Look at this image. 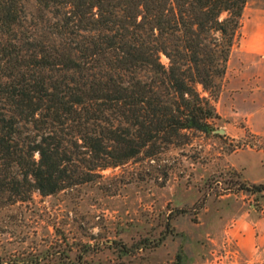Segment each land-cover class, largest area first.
<instances>
[{"label":"trees","instance_id":"1","mask_svg":"<svg viewBox=\"0 0 264 264\" xmlns=\"http://www.w3.org/2000/svg\"><path fill=\"white\" fill-rule=\"evenodd\" d=\"M247 3L0 0V196L55 195L210 134Z\"/></svg>","mask_w":264,"mask_h":264},{"label":"rangeland","instance_id":"2","mask_svg":"<svg viewBox=\"0 0 264 264\" xmlns=\"http://www.w3.org/2000/svg\"><path fill=\"white\" fill-rule=\"evenodd\" d=\"M240 32L223 79L234 112L93 182L0 196V264H264V190L243 187L264 183V0H248Z\"/></svg>","mask_w":264,"mask_h":264},{"label":"crops","instance_id":"3","mask_svg":"<svg viewBox=\"0 0 264 264\" xmlns=\"http://www.w3.org/2000/svg\"><path fill=\"white\" fill-rule=\"evenodd\" d=\"M257 69V68H256ZM258 71H261L260 68H258ZM258 79V76H256L255 80ZM243 79L240 78V79H237V83H241L243 84ZM232 84L229 83V82H226V85H225V89L222 91L221 93V96H220V103L223 102V107H218V111L221 115H229L231 114L233 111V108H231V106L229 105L230 103V93H229V87H231Z\"/></svg>","mask_w":264,"mask_h":264},{"label":"water","instance_id":"4","mask_svg":"<svg viewBox=\"0 0 264 264\" xmlns=\"http://www.w3.org/2000/svg\"><path fill=\"white\" fill-rule=\"evenodd\" d=\"M215 132H223V129L215 130Z\"/></svg>","mask_w":264,"mask_h":264}]
</instances>
